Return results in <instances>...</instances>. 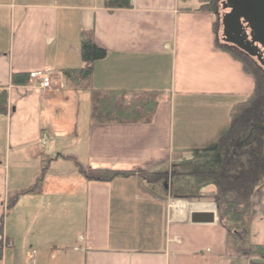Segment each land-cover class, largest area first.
<instances>
[{"label":"crops","instance_id":"1","mask_svg":"<svg viewBox=\"0 0 264 264\" xmlns=\"http://www.w3.org/2000/svg\"><path fill=\"white\" fill-rule=\"evenodd\" d=\"M105 1L0 0V90L7 91L0 264H264L263 257L227 254L217 214L213 223L191 224L185 202L172 206L189 201L192 211H214L229 129V112L223 126L202 115L190 144H175V107L230 110L254 89L240 63L218 49L216 9L200 10L199 0H130V8L109 11ZM81 32L107 52L92 65L91 88L162 93L149 124L90 123L89 96L61 75L83 67ZM40 70L52 71L62 87L41 92L28 79L10 83L13 74ZM74 162L149 176L89 182ZM172 173L187 181L182 194L192 193V200L172 197ZM42 176L37 192L20 193ZM251 202L249 242L264 246V162Z\"/></svg>","mask_w":264,"mask_h":264},{"label":"trees","instance_id":"2","mask_svg":"<svg viewBox=\"0 0 264 264\" xmlns=\"http://www.w3.org/2000/svg\"><path fill=\"white\" fill-rule=\"evenodd\" d=\"M200 10L214 12L215 39L218 49L240 63L245 74L253 78V92L243 102L229 110L228 133L222 137L224 160L216 174L217 215L227 232L226 251L229 256L263 257L264 246L249 242L251 199L258 184L264 162V112L252 117L262 101L260 79L253 62L239 50L217 41L219 9L215 0H199ZM104 8L112 11L130 8V0H106ZM80 60L83 67L65 69L61 72L65 84L75 92L85 93L90 98V123L93 125L149 124L161 102L162 93L157 91L95 90L90 86L92 65L106 58L107 52L96 46L90 32L80 33ZM28 75L13 74L11 85H23ZM7 113V91L0 90V116ZM246 120V121H245ZM256 131L249 134V127ZM77 173L89 182L109 183L114 179L145 173L116 170H94L74 162ZM44 170V169H43ZM43 175V174H42ZM43 176L36 184L20 193L37 192ZM14 201L12 202V204Z\"/></svg>","mask_w":264,"mask_h":264},{"label":"water","instance_id":"3","mask_svg":"<svg viewBox=\"0 0 264 264\" xmlns=\"http://www.w3.org/2000/svg\"><path fill=\"white\" fill-rule=\"evenodd\" d=\"M217 39L264 69V0H220ZM212 212H192L191 224L213 223Z\"/></svg>","mask_w":264,"mask_h":264},{"label":"rangeland","instance_id":"4","mask_svg":"<svg viewBox=\"0 0 264 264\" xmlns=\"http://www.w3.org/2000/svg\"><path fill=\"white\" fill-rule=\"evenodd\" d=\"M219 20V19H218ZM252 62L254 63L253 68H256V72L257 75L259 76L260 79V87H261V95H262V101L260 102L257 111L256 109L254 111H252V117L254 116H260L263 112H264V69L261 68L255 60L251 59ZM182 108L179 107V105H177L175 107V117H176V121L179 120L176 125H175V144L178 143L179 144H190L191 140L193 139V137L196 136L197 132H198V120L202 117V115L208 116L206 118H204L205 116H203V120H205L206 122H208L209 124L211 123L212 125L217 123V124H222L224 123L225 117H226V113L229 112V110H226V108H224L223 110L220 108H215L212 105H205L204 109L201 111L199 110V107H196L194 105H187V106H181ZM178 118V119H177ZM246 121V120H245ZM210 125H206L205 128H209ZM201 129V127H200ZM212 129V126H211ZM202 130V129H201ZM224 130V129H223ZM222 130V131H223ZM225 130H227V127L225 128ZM255 126H250L249 127V134H251L252 132H255ZM208 133V131H207ZM224 133H228V131L224 132ZM224 134V135H226ZM218 138L216 141L219 142ZM41 149H46V147L44 146H40ZM41 152H45V150H41ZM176 158V156L174 155V159ZM171 177V185L173 188L174 193H172V197H183L186 198L187 200H192L193 196L192 193L187 194V193H183L184 188L187 191L188 185H187V181H183L182 179H180V177H178V175L176 173H172V175H170ZM191 182V181H190ZM199 182H203V180H199ZM198 185L197 183H195L191 189ZM202 187V191H204V187ZM200 191V190H198ZM176 192H178L176 194ZM198 193V192H197ZM180 194V195H178ZM184 195V196H181ZM203 204V203H201ZM194 207V206H193ZM187 205H183V207L181 209H184L186 211ZM176 210V208H174ZM192 210V209H191Z\"/></svg>","mask_w":264,"mask_h":264},{"label":"built area","instance_id":"5","mask_svg":"<svg viewBox=\"0 0 264 264\" xmlns=\"http://www.w3.org/2000/svg\"><path fill=\"white\" fill-rule=\"evenodd\" d=\"M29 79L35 81L41 91H46L52 88L54 75L48 70H41L30 73Z\"/></svg>","mask_w":264,"mask_h":264}]
</instances>
